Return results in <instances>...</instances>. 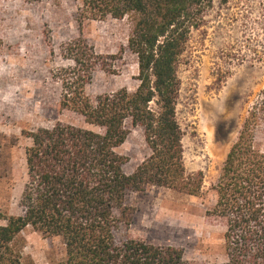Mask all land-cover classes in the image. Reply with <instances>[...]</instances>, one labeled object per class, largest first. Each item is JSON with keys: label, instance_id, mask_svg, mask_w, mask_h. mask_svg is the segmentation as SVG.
<instances>
[{"label": "trees", "instance_id": "obj_1", "mask_svg": "<svg viewBox=\"0 0 264 264\" xmlns=\"http://www.w3.org/2000/svg\"><path fill=\"white\" fill-rule=\"evenodd\" d=\"M202 11L203 0H82L79 36L59 48L71 65L51 70L50 78L59 86V109L100 132L56 123L25 133L30 144L24 149L20 214L0 213V264H23L17 238L27 227L61 240L64 257L48 264H206L185 261L176 247L131 237L116 241L114 235L128 221L129 192L201 193V172H185L175 107L178 59ZM106 17L129 21L125 48L135 58L137 86L91 98L84 87L96 70L109 72L114 58L96 53L81 29ZM263 119L264 88L212 187L215 203L207 217L225 227L226 261L219 264H264V157L254 146ZM128 128L142 130L149 152L131 174L123 172L126 159L115 151Z\"/></svg>", "mask_w": 264, "mask_h": 264}, {"label": "rangeland", "instance_id": "obj_2", "mask_svg": "<svg viewBox=\"0 0 264 264\" xmlns=\"http://www.w3.org/2000/svg\"><path fill=\"white\" fill-rule=\"evenodd\" d=\"M81 2L0 0V213L20 214L24 149L30 144L25 133L56 123L100 132L59 109V86L50 78L51 70L71 65L61 59L59 48L79 36L76 13ZM128 25L127 19L110 17L84 23L81 36L87 44L114 58L109 72L93 73L84 87L87 96L135 90V58L125 48ZM176 73L182 162L187 174L201 172V193L189 196L163 188L129 192L128 221L114 235L116 241L131 237L179 248L188 262L219 264L226 261L225 227L207 212L215 203L212 187L226 154L264 88V0H203L200 23L189 32ZM254 135L255 149L264 157V119ZM115 151L126 159L123 172L131 174L149 154L142 130L128 128ZM17 244L23 264L55 263L64 257L58 237L42 236L30 227Z\"/></svg>", "mask_w": 264, "mask_h": 264}]
</instances>
